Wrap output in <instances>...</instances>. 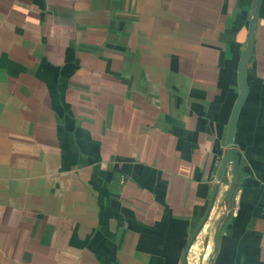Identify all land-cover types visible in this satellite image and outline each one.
<instances>
[{
    "label": "crops",
    "instance_id": "0c3cea01",
    "mask_svg": "<svg viewBox=\"0 0 264 264\" xmlns=\"http://www.w3.org/2000/svg\"><path fill=\"white\" fill-rule=\"evenodd\" d=\"M251 2L0 0V264H181ZM255 12L233 163L186 264H264V0Z\"/></svg>",
    "mask_w": 264,
    "mask_h": 264
},
{
    "label": "water",
    "instance_id": "95a60500",
    "mask_svg": "<svg viewBox=\"0 0 264 264\" xmlns=\"http://www.w3.org/2000/svg\"><path fill=\"white\" fill-rule=\"evenodd\" d=\"M258 0H252L251 5H250V20H249V25H248V29H247V34H246V40H245V46L244 49L240 55L239 58V62L237 65V86H238V94L237 97L233 103V106L231 108L230 111V115L228 118V122H227V127H226V134H225V153L224 156L222 157L221 163L219 165V169H218V173L216 175V179L215 182L213 184V189L211 192V195L209 197L208 203L206 205L205 211L200 219V221L198 222V224L196 225V227L193 229V231L191 232V234L189 235L184 249L182 251V255H181V264H186L185 262V255L187 252V249L192 241V239L194 238V236L196 235L197 231L200 229V227L202 226V224L204 223V221L206 220L209 210L211 208V205L213 203V199H214V195L218 186V181L220 180L221 177V173L223 171V168L225 166H231L233 163V153H232V139H233V132H234V124H235V119H236V114L239 108V105L241 104L243 97L245 95V84H244V65L248 59L249 53H250V46H251V39L253 36V30L255 27V16H256V6H257ZM232 173V171H231ZM227 174H230V172H227ZM232 187H233V183H230L227 187V190L225 191L224 195H223V201L225 203V208L226 211L229 209L226 201L229 198V196L232 193ZM224 216L219 217L218 220H216L215 225H214V229H213V235H212V250H211V255L214 253L215 248H216V241H217V232H218V228L220 223L223 221ZM211 255L208 258V263L211 262Z\"/></svg>",
    "mask_w": 264,
    "mask_h": 264
}]
</instances>
